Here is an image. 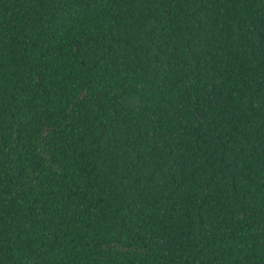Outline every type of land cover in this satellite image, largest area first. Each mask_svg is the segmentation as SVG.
I'll return each instance as SVG.
<instances>
[{"label": "trees", "instance_id": "16d2710c", "mask_svg": "<svg viewBox=\"0 0 264 264\" xmlns=\"http://www.w3.org/2000/svg\"><path fill=\"white\" fill-rule=\"evenodd\" d=\"M0 264H264V0H0Z\"/></svg>", "mask_w": 264, "mask_h": 264}]
</instances>
